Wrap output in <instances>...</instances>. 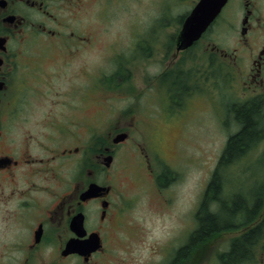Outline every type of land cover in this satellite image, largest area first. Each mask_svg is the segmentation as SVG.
I'll use <instances>...</instances> for the list:
<instances>
[{
  "label": "rangeland",
  "instance_id": "obj_1",
  "mask_svg": "<svg viewBox=\"0 0 264 264\" xmlns=\"http://www.w3.org/2000/svg\"><path fill=\"white\" fill-rule=\"evenodd\" d=\"M182 1L189 0H112L108 6L92 1L79 12V25L87 36L94 37V44L89 45L91 39L86 46L76 48L72 64L63 67L69 70L70 84L86 85V100L79 101L85 105L79 103L82 109L70 119L83 120L87 152L95 144V134L102 138L104 132L129 124L132 119L144 131H135L121 151L117 175L121 197L117 199L127 207L120 216L124 225L111 231L110 253L99 264H171L200 225L197 210L212 173L229 136L241 127L233 108L250 94H245L239 84L236 65L231 59L222 60L218 52L213 54L210 81L206 83L204 78L197 82V90L207 89L208 95L194 94L181 112H170L172 107L162 100L161 90L165 88L159 83L160 77L172 71V60L180 57L181 65L176 70L180 76L191 72L194 79L205 74V67L198 65L202 53H211L208 42L232 52L239 37L232 23L221 21L205 41L191 49L193 54H175V38L182 18L189 12L180 5ZM96 54L102 55L103 65L95 64ZM126 55L132 57L131 62L121 63ZM126 64L132 69L128 70ZM77 71L78 76H74ZM96 73H101L102 86L94 91L89 84ZM165 81L174 95L184 93L183 81L174 76ZM70 98L73 102L74 94ZM261 113L262 133L222 169L221 197L208 205L209 210L219 211L225 199L229 208L233 202L237 207L243 204L242 208L229 221L231 225L192 244L185 257L174 264H232L226 258L227 252L235 240L255 227H260L257 240L248 243L244 260L237 264H264V107ZM145 123L151 127L146 128ZM73 124H69L71 145L78 144ZM155 130L161 159L151 142ZM140 152L149 154L154 174L142 162ZM253 207L255 212L250 213Z\"/></svg>",
  "mask_w": 264,
  "mask_h": 264
},
{
  "label": "flooded vegetation",
  "instance_id": "obj_2",
  "mask_svg": "<svg viewBox=\"0 0 264 264\" xmlns=\"http://www.w3.org/2000/svg\"><path fill=\"white\" fill-rule=\"evenodd\" d=\"M92 1L108 6L112 0H0V264H99L110 253L111 231L124 225L120 216L127 207L117 199L120 155L135 131H144L132 119L104 132L102 138L95 134V144L87 152L83 120L70 119L82 109L79 101L86 100V85L70 84L69 70L63 66L72 64L76 48L91 39L89 45L94 44V37L87 36L78 22L80 10ZM198 1L180 5L189 14ZM221 21L232 23L239 32L234 51L208 42L211 53H202L198 65L205 67V74L196 75V82L191 72L180 76L176 70L180 57L172 60V71L159 82L170 112H181L194 94H209L207 89L199 92L197 82L210 81L216 52L222 60H232L243 92L250 94L238 105L256 100L264 107V0H227L191 47L178 51L176 36L175 54H193L191 49ZM123 58L121 63L132 59ZM126 68L132 69L128 64ZM74 73L78 76V71ZM172 76L184 82L180 96L166 88L165 80ZM93 79L89 86L96 91L102 86L101 73ZM72 94L75 99L70 102ZM71 122L78 137L74 145L68 141ZM120 133L126 137L116 141ZM156 133L150 135L151 142L161 159ZM141 152L142 162L154 174L149 154ZM93 185L99 189L88 192ZM93 237L97 248L87 252Z\"/></svg>",
  "mask_w": 264,
  "mask_h": 264
},
{
  "label": "trees",
  "instance_id": "obj_3",
  "mask_svg": "<svg viewBox=\"0 0 264 264\" xmlns=\"http://www.w3.org/2000/svg\"><path fill=\"white\" fill-rule=\"evenodd\" d=\"M261 111L262 106L256 100H251L233 108L235 119L238 120L241 127L236 133L229 136L225 149L212 173L202 202L197 210V217L200 225L195 231H193V233H191L187 243L179 248L175 260L171 264L176 263L179 258L185 257L190 250L191 245L195 244V242L211 235H215L216 231L231 225L229 221L234 217L237 210L242 208L243 204L237 207L236 205L234 206L235 202H233L232 207L229 208L227 205L228 201L225 203V199L224 202L221 203L219 211L209 210L208 205L212 199L218 201L221 197L220 189L224 181L222 169L225 168L228 163L239 158L247 149V146L256 140L262 133L260 128V119L262 116ZM260 195L262 196L263 192H260ZM255 209L256 208L253 207L252 210H250V213H254ZM259 231L260 227H255L247 234H244L242 238L235 240L231 250L226 256L229 262L237 264L240 259L244 260L247 253L245 247L248 246V243L254 241Z\"/></svg>",
  "mask_w": 264,
  "mask_h": 264
},
{
  "label": "water",
  "instance_id": "obj_4",
  "mask_svg": "<svg viewBox=\"0 0 264 264\" xmlns=\"http://www.w3.org/2000/svg\"><path fill=\"white\" fill-rule=\"evenodd\" d=\"M227 0H199L191 12L187 15L181 30L176 38L177 50H183L200 39L215 17L219 14ZM126 137V133H120L116 141H121ZM99 189L97 185L90 187L88 192ZM94 245V246H92ZM98 240L93 237L86 247L87 252L97 248ZM92 246V247H91Z\"/></svg>",
  "mask_w": 264,
  "mask_h": 264
},
{
  "label": "clouds",
  "instance_id": "obj_5",
  "mask_svg": "<svg viewBox=\"0 0 264 264\" xmlns=\"http://www.w3.org/2000/svg\"><path fill=\"white\" fill-rule=\"evenodd\" d=\"M150 14L154 15L155 13H150ZM145 19H147V17H145ZM103 63H104V61H103L102 55L101 54H96L95 64L96 65H103ZM155 70L159 71L160 69L157 67ZM158 238H160V237H158Z\"/></svg>",
  "mask_w": 264,
  "mask_h": 264
}]
</instances>
